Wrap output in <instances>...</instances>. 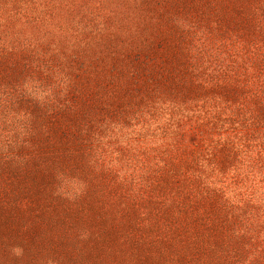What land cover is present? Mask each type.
I'll list each match as a JSON object with an SVG mask.
<instances>
[{
    "label": "rangeland",
    "instance_id": "rangeland-1",
    "mask_svg": "<svg viewBox=\"0 0 264 264\" xmlns=\"http://www.w3.org/2000/svg\"><path fill=\"white\" fill-rule=\"evenodd\" d=\"M0 264H264V0H0Z\"/></svg>",
    "mask_w": 264,
    "mask_h": 264
},
{
    "label": "clouds",
    "instance_id": "clouds-1",
    "mask_svg": "<svg viewBox=\"0 0 264 264\" xmlns=\"http://www.w3.org/2000/svg\"><path fill=\"white\" fill-rule=\"evenodd\" d=\"M13 251H14V253H15L16 255H20V254L22 253V250L19 249V248H15V249H13Z\"/></svg>",
    "mask_w": 264,
    "mask_h": 264
}]
</instances>
